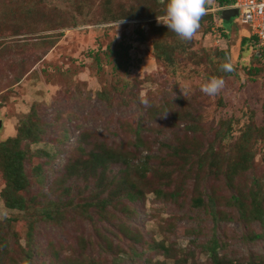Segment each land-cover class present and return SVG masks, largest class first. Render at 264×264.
<instances>
[{
	"label": "rangeland",
	"instance_id": "1",
	"mask_svg": "<svg viewBox=\"0 0 264 264\" xmlns=\"http://www.w3.org/2000/svg\"><path fill=\"white\" fill-rule=\"evenodd\" d=\"M167 2L0 0V142L32 109L43 129L20 144L30 209L5 207L0 174L4 264H264V47L241 46L249 26L220 0L181 40ZM213 77L225 85L209 96ZM241 138L250 168L230 175ZM98 146L129 167L82 176Z\"/></svg>",
	"mask_w": 264,
	"mask_h": 264
},
{
	"label": "trees",
	"instance_id": "2",
	"mask_svg": "<svg viewBox=\"0 0 264 264\" xmlns=\"http://www.w3.org/2000/svg\"><path fill=\"white\" fill-rule=\"evenodd\" d=\"M233 3L234 0H220V4L222 5V7L219 8L229 6ZM223 32L226 33L224 30ZM248 42L252 45L254 44V39L247 37L242 38L240 44L241 46H243ZM257 71L258 69H255V72ZM233 72L234 70L226 74L227 76H229ZM34 114L35 111L34 109H32L31 113L23 121H21L16 137L9 138L5 141L0 142V174L5 181V187L2 190L1 196L4 201L5 207L9 210L25 212L30 209V207L27 205L28 202L26 201V198L22 196V192L25 191L28 186L27 176L25 175L23 166V162L26 160L28 152L22 150L20 148V144L25 139L30 141L31 143L41 142V136L43 134V129H41L42 123H40V120H33ZM247 129L250 130L251 127H248ZM236 151L237 153L234 162H231V164L228 165V172L230 173V175L247 171L250 168L251 157L245 147V140H243L242 138L238 146H236ZM128 159L129 158L126 154L116 149L107 148L105 146H98L97 149L87 152L86 159H82V176H95L97 181H100L110 164L120 163L122 165L124 164L126 167H129ZM143 165L144 164L142 163L139 168L140 170H143L142 174H145ZM65 167L68 177L77 174V165L75 162H71V158L67 160ZM110 185L111 184H109L108 186ZM101 188L105 189L97 182L96 192L99 193L98 190H101ZM122 192L123 191H121L120 193ZM129 199H133V197H129ZM193 202L200 205L202 203V200L200 198H196L193 200ZM107 203H109V200L104 201V203L102 202V204ZM101 206L102 205L100 204V207ZM55 207V213H52L47 209H42L41 218L48 221H54L57 218L60 206L56 205ZM257 213H259V216H261L260 210H258ZM254 237L259 238L260 235H254ZM215 248V242H212V246L210 247V249L213 253L215 252ZM1 263L4 264L3 261H1Z\"/></svg>",
	"mask_w": 264,
	"mask_h": 264
},
{
	"label": "clouds",
	"instance_id": "3",
	"mask_svg": "<svg viewBox=\"0 0 264 264\" xmlns=\"http://www.w3.org/2000/svg\"><path fill=\"white\" fill-rule=\"evenodd\" d=\"M164 0H161L163 3ZM214 0H168L166 14L163 17L164 25L175 32L181 40L189 41L194 38L200 28V21L208 11V5H212ZM160 22L161 18L157 17ZM124 21H121L123 23ZM221 69L226 72L233 71V65L225 62ZM225 81L222 78L213 77L205 83L201 91L209 96L218 94L224 87ZM141 103H145L141 97Z\"/></svg>",
	"mask_w": 264,
	"mask_h": 264
},
{
	"label": "built area",
	"instance_id": "4",
	"mask_svg": "<svg viewBox=\"0 0 264 264\" xmlns=\"http://www.w3.org/2000/svg\"><path fill=\"white\" fill-rule=\"evenodd\" d=\"M224 9H236L237 16L234 19L249 26L246 37L253 38L255 46L264 47V0H234L233 4L218 10Z\"/></svg>",
	"mask_w": 264,
	"mask_h": 264
},
{
	"label": "water",
	"instance_id": "5",
	"mask_svg": "<svg viewBox=\"0 0 264 264\" xmlns=\"http://www.w3.org/2000/svg\"><path fill=\"white\" fill-rule=\"evenodd\" d=\"M222 19L229 21L232 18H235L237 16V10L236 9H224L221 12ZM2 126V123L0 121V128Z\"/></svg>",
	"mask_w": 264,
	"mask_h": 264
},
{
	"label": "crops",
	"instance_id": "6",
	"mask_svg": "<svg viewBox=\"0 0 264 264\" xmlns=\"http://www.w3.org/2000/svg\"><path fill=\"white\" fill-rule=\"evenodd\" d=\"M244 32L246 33L244 36H247V34H248L247 32H248V31L244 29Z\"/></svg>",
	"mask_w": 264,
	"mask_h": 264
}]
</instances>
